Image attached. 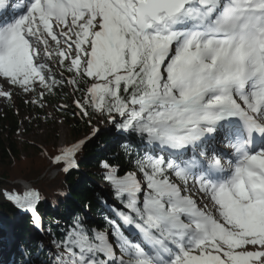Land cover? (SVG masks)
<instances>
[{
  "label": "snow or ice",
  "instance_id": "1",
  "mask_svg": "<svg viewBox=\"0 0 264 264\" xmlns=\"http://www.w3.org/2000/svg\"><path fill=\"white\" fill-rule=\"evenodd\" d=\"M65 73L92 127L53 157L65 174L93 115L148 147L122 175L102 162L121 207L101 197L103 230L74 215L54 264H264V0H31L0 20V98L7 84L43 107ZM219 134L232 159L205 168ZM6 199L43 227L37 190Z\"/></svg>",
  "mask_w": 264,
  "mask_h": 264
},
{
  "label": "trees",
  "instance_id": "2",
  "mask_svg": "<svg viewBox=\"0 0 264 264\" xmlns=\"http://www.w3.org/2000/svg\"><path fill=\"white\" fill-rule=\"evenodd\" d=\"M56 75L59 78V72H56ZM71 75L64 74L65 84L55 88L53 94H46L43 105L55 106V109L52 108L55 115L67 124L74 120L75 124L71 128L76 134L87 127L88 122L87 118L76 119L74 116L78 109L73 107V103L74 100L80 98L81 93L74 92L72 86L67 85L66 81ZM81 87L84 86L81 85ZM19 105L17 106L29 113L44 116L43 108L39 107V104L19 103ZM117 119L119 120V117ZM19 129V121L8 106L5 113L0 115V192L23 193V188L11 184L23 181L40 193V211L47 210L50 204L61 209L52 216L47 213V216L50 217L46 225L54 245H56L55 241L62 239L64 232L71 226L74 215H79L89 228L105 229L104 216L111 215V213L103 204V200H107L104 192L97 184L93 183V181L105 183L103 176L96 174L98 165L107 161L112 166L119 168L121 175L126 171L134 170L133 163L136 152L143 153L146 148L145 143L135 136L122 134L116 128L117 133L113 136L101 134L91 140L76 157L79 171L73 169L65 174L61 170L62 165L53 163V157L59 154V149L56 146L38 148L31 147L28 143L21 146L16 142H11ZM116 139L120 140L115 141ZM125 144L134 145L131 155L125 153L122 147ZM105 147L107 152L102 153L100 149ZM31 149L34 152L32 156L22 155L23 152L28 153ZM55 171L56 175L51 178L50 173ZM83 173L86 175L84 176ZM111 198L112 205L121 207L112 195ZM24 217L20 209L16 208L13 203H0L1 223H5L8 219L22 222ZM23 248L25 257L17 258L14 264H53L50 261V251L44 245L36 242L29 249H26L25 246ZM56 249L61 251L57 247Z\"/></svg>",
  "mask_w": 264,
  "mask_h": 264
},
{
  "label": "rangeland",
  "instance_id": "3",
  "mask_svg": "<svg viewBox=\"0 0 264 264\" xmlns=\"http://www.w3.org/2000/svg\"><path fill=\"white\" fill-rule=\"evenodd\" d=\"M50 66H52L51 63ZM3 90L11 91L12 97L11 100L0 98V115L4 114L9 106V108L12 110L14 114V117L19 121L20 124V129L11 142H16L21 146L25 143H28L30 144L31 147L36 146L38 148L39 147L45 148V147L56 146L58 149H60L61 147L64 146H70L72 143L84 137L90 136L92 127L90 126L88 119H87L88 122L87 127H84L81 130V132L75 134L73 133L71 128V126H74L75 121L71 120L69 124L64 122L60 117L55 115L53 111V109H55V106L52 107L50 105L49 106L43 105L42 108H43L44 116H36L32 113H29L25 109L19 107L20 106L19 103L20 104L31 103V100L34 98V94H24L20 90L13 89L11 88V86L7 84L3 85ZM38 106L41 107L40 105ZM73 107L75 108L74 103H73ZM78 112L79 110L75 111L74 113L76 119L81 118ZM91 125L99 127L100 132L97 136L101 134H106L108 136H111L116 133L115 124L110 122H105L103 118L98 115L92 116ZM95 137L90 139L87 142V144ZM33 154L34 152L32 149L28 153H24V152L22 153V155H28V156H32ZM101 165L102 163L98 165L96 174L103 176L105 170L101 167ZM87 172L89 171L87 170ZM50 174H51V178H53L56 175L55 172H51ZM83 175L85 176L86 173H83ZM11 184H16V186H19L18 184H21V181L12 182ZM96 184L104 192L105 196L108 199V203L112 205L111 189L104 182H98ZM6 194H7L6 192L3 191L0 192V203L2 204L10 203L6 199ZM56 211H61V209H58L56 207L51 209L50 216L54 215ZM16 231L15 233H17ZM45 233L46 234L39 237V239H34L33 237L34 235L32 234L31 229L27 230L26 234L28 235L26 237L25 246L26 249H29L32 247V244L36 242H38L41 245H44L46 248L49 249L51 253L50 261H52V263L54 264L55 258L59 251L56 249V245L52 243V239L51 236H49V232L46 231ZM6 236L0 234V264H13V261L16 258H21L25 256V252H24L25 250L24 248L20 247L21 245L18 244L17 240H14L13 242H8L9 245L6 244L7 241L3 242ZM9 247H11V250L13 251L7 254L8 256L6 255V257L3 258L2 256L6 254L5 252L6 250H8Z\"/></svg>",
  "mask_w": 264,
  "mask_h": 264
},
{
  "label": "bare ground",
  "instance_id": "4",
  "mask_svg": "<svg viewBox=\"0 0 264 264\" xmlns=\"http://www.w3.org/2000/svg\"><path fill=\"white\" fill-rule=\"evenodd\" d=\"M8 242H13V241H8ZM7 242V244L9 245V243ZM13 250H11V247L8 248V250H6V254H4L2 257L5 258L7 254L11 253ZM8 256V255H7Z\"/></svg>",
  "mask_w": 264,
  "mask_h": 264
}]
</instances>
